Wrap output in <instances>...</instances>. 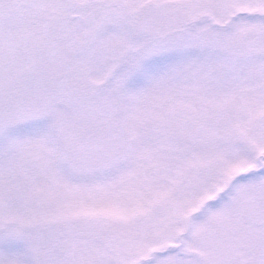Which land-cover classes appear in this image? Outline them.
<instances>
[{"label": "snow or ice", "instance_id": "1", "mask_svg": "<svg viewBox=\"0 0 264 264\" xmlns=\"http://www.w3.org/2000/svg\"><path fill=\"white\" fill-rule=\"evenodd\" d=\"M0 264H264V0H0Z\"/></svg>", "mask_w": 264, "mask_h": 264}]
</instances>
